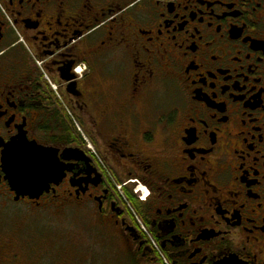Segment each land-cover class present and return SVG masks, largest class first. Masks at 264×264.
<instances>
[{
  "label": "flooded vegetation",
  "instance_id": "flooded-vegetation-1",
  "mask_svg": "<svg viewBox=\"0 0 264 264\" xmlns=\"http://www.w3.org/2000/svg\"><path fill=\"white\" fill-rule=\"evenodd\" d=\"M0 132L67 165L30 198L0 154V264H42V216L117 264H264V0H0Z\"/></svg>",
  "mask_w": 264,
  "mask_h": 264
},
{
  "label": "rangeland",
  "instance_id": "rangeland-1",
  "mask_svg": "<svg viewBox=\"0 0 264 264\" xmlns=\"http://www.w3.org/2000/svg\"><path fill=\"white\" fill-rule=\"evenodd\" d=\"M86 226V220L83 218L66 216L50 219L42 216V232L46 233L41 234L42 240L52 238L54 243L52 250H43L45 252L41 253L42 264H117L110 257L115 249L100 245L99 237L102 234H85L83 231L82 234H66L76 230L89 231ZM50 229L57 234H48V231L52 232Z\"/></svg>",
  "mask_w": 264,
  "mask_h": 264
},
{
  "label": "snow or ice",
  "instance_id": "snow-or-ice-1",
  "mask_svg": "<svg viewBox=\"0 0 264 264\" xmlns=\"http://www.w3.org/2000/svg\"><path fill=\"white\" fill-rule=\"evenodd\" d=\"M75 72L82 69L76 68ZM28 139H31L30 137ZM23 132L19 136H13L10 142L4 140V134L0 132V154H3L4 163L14 175L15 181L21 186L48 185L49 181L57 182L67 166L65 162L57 158L55 153H49L45 148H38L28 143Z\"/></svg>",
  "mask_w": 264,
  "mask_h": 264
},
{
  "label": "water",
  "instance_id": "water-1",
  "mask_svg": "<svg viewBox=\"0 0 264 264\" xmlns=\"http://www.w3.org/2000/svg\"><path fill=\"white\" fill-rule=\"evenodd\" d=\"M40 148V147H38ZM49 153H55L57 156V152L56 151H51L49 149H47ZM70 152H73L72 149H65L62 154L61 157L63 159H67L70 155ZM58 158V157H57ZM6 167V168H5ZM4 167V171H5V175L6 178L8 179L12 189L14 191H16V193L18 195H27L30 198H36L38 197L43 191H47L49 184L50 183H58L56 180H52L48 182V185L45 187L44 185H27V186H21L17 181H15L14 179V175H12L11 171L8 169V167L5 165ZM63 177V176H62ZM61 177V178H62ZM60 178V179H61ZM59 179V180H60ZM227 263H233V264H240L238 263V261L232 260V259H224L222 261H220L217 264H227Z\"/></svg>",
  "mask_w": 264,
  "mask_h": 264
}]
</instances>
